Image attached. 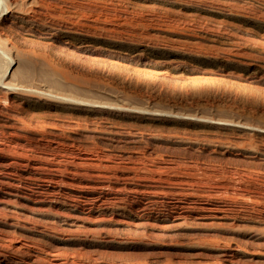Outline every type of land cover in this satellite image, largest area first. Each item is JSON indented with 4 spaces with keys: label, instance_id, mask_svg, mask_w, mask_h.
I'll use <instances>...</instances> for the list:
<instances>
[{
    "label": "rangeland",
    "instance_id": "374dc122",
    "mask_svg": "<svg viewBox=\"0 0 264 264\" xmlns=\"http://www.w3.org/2000/svg\"><path fill=\"white\" fill-rule=\"evenodd\" d=\"M0 182V264H264V0H0Z\"/></svg>",
    "mask_w": 264,
    "mask_h": 264
},
{
    "label": "bare ground",
    "instance_id": "6f19581e",
    "mask_svg": "<svg viewBox=\"0 0 264 264\" xmlns=\"http://www.w3.org/2000/svg\"><path fill=\"white\" fill-rule=\"evenodd\" d=\"M30 168H31V167H30ZM47 181H48V180H47ZM52 181H55V179L52 180ZM56 181H57V180H56ZM66 183H67V182H66ZM68 183H69V182H68ZM52 184H53V182H52ZM52 184L48 186L49 188H51L52 191H55V190H58V191H59V190H62L61 185H59L58 183H55V182H54V184H53V185H52ZM62 184H63V183H62ZM72 184H73V183H72ZM94 184H95V183H94ZM2 185H3L2 182H0V186H2ZM64 185H65V184H64ZM64 185H63V186H64ZM68 185H69V184H68ZM68 185H67V186H68ZM63 186H62V187H63ZM67 186H66V187H67ZM74 186H75V185H74ZM80 186H81V185H80ZM92 186H93V185H92ZM92 186H91V187H92ZM104 186H105V185H104ZM72 187H73V185L68 186V189H69V188H72ZM81 187H82V186H81ZM87 187L90 188V186H88V185H87ZM87 187H86L85 189H87ZM102 187H103V186H102ZM97 188H99V186H98ZM90 189L92 190V189H95V188H90ZM99 189H100V188H99ZM102 189H103V188H102ZM95 190H96V189H95ZM194 192H195V191H194ZM43 193H44V192H43ZM45 193H46V192H45ZM48 193H49V192H48ZM51 193H53V192H51ZM60 193H62V192H60ZM60 193H59V194H60ZM189 193H190V192H189ZM40 194H41V193H40ZM38 195H39V194H38ZM53 195H54V194H52V196H53ZM57 195H58V193H57ZM62 195H64V194H62ZM203 195H204V194H203ZM40 196H42V195H40ZM40 196H39V197H40ZM43 196H44V194H43ZM67 196H68V195H67ZM149 196H150V195H149ZM186 196H187V197H190V198H191V197H192V198H195L196 202L194 201V207L192 206V207H191V208H192L191 210H190V208H189L190 211H189V210H186V211L184 210V211H183V214L192 213V211H194V212H195V211H197V212L200 211V212L203 213L206 217H209V218H218V219H220L221 217H223V216L225 215L224 212H226V211H224L223 209L217 207L218 205H217V206L214 205V204L212 203V202H213L212 199H206V200H202V201H200L201 199L199 200V194H198V193H197V194H196V193L193 194L192 192H191L190 194H187ZM245 196H246V195H245ZM46 197H47V196H46ZM60 197H61V196H60ZM64 197H65V196H64ZM39 199H40V198H39ZM44 199H45V198H44ZM46 199H48V198H46ZM46 199H45V200H46ZM64 199H67V198H64ZM40 200H41V199H40ZM51 200H52V199H51ZM54 200H56V198H54ZM37 201H38V199H37ZM41 201H42V200H41ZM58 201H59V200H58ZM58 201H57V202H58ZM61 201H62V200H61ZM192 201H193V200H192ZM199 201H200V203H199ZM215 201H216V200H215ZM49 202H50V201H49ZM63 202H64V201H63ZM63 202H62V203H63ZM65 202H66V201H65ZM222 202H223V201H222ZM78 203H79V202H78ZM78 203H77V204H78ZM214 203H215V202H214ZM217 203H218V200H217ZM220 203H221V202H220ZM38 204H39V203H38ZM49 204H50V203H49ZM52 205H53V204H52ZM220 205H221V204H220ZM53 206H54V205H53ZM76 206H77V205H76ZM79 206H80V205H79ZM81 206H82V205H81ZM224 206H225V205H224ZM73 207H75V206H73ZM81 208H82V207H81ZM183 209H184V208H183ZM224 209H226V208H224ZM77 211H78V210H77ZM83 211H85V210H83ZM90 211H91V210H90ZM90 211H89V212H90ZM187 211H189V212H187ZM81 212H82V211H81ZM86 212H87V211H86ZM175 212H176V211H175ZM200 212H199V213H200ZM79 213H80V212H79ZM180 213H181V212H180ZM226 215H227V214H226ZM226 215H225V216H226ZM177 216H178V215H177ZM185 216H186V215H185ZM203 217H204V216H203ZM181 218H182V216H181ZM183 218H184V217H183ZM187 218H188V215H187ZM187 218H186V219H187ZM174 219H175V218H174ZM177 219H178V218H177ZM179 219H180V218H179ZM184 219H185V218H184ZM226 219H227V218H226Z\"/></svg>",
    "mask_w": 264,
    "mask_h": 264
}]
</instances>
